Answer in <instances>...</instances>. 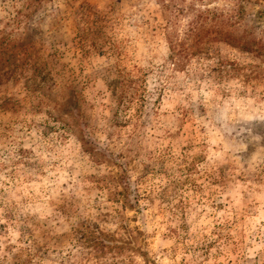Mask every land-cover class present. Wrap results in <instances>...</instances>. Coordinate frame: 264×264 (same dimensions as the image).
<instances>
[{
    "label": "rangeland",
    "instance_id": "374dc122",
    "mask_svg": "<svg viewBox=\"0 0 264 264\" xmlns=\"http://www.w3.org/2000/svg\"><path fill=\"white\" fill-rule=\"evenodd\" d=\"M0 264H264V0H0Z\"/></svg>",
    "mask_w": 264,
    "mask_h": 264
}]
</instances>
